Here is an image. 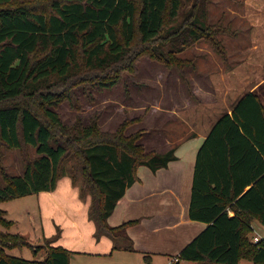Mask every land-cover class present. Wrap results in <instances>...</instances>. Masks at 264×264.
<instances>
[{
  "label": "trees",
  "instance_id": "obj_1",
  "mask_svg": "<svg viewBox=\"0 0 264 264\" xmlns=\"http://www.w3.org/2000/svg\"><path fill=\"white\" fill-rule=\"evenodd\" d=\"M28 1L0 0V145L30 146L38 157L26 162L22 175H9L0 166L5 180L0 204L54 191L66 161L73 160L68 176L75 186L82 178L81 198L91 195L95 236L109 237L115 249L134 251L127 229L139 221L113 227L108 219L138 181V168H166L177 160L176 147L146 153L139 144L142 134L124 136L132 123L113 134L96 125L69 128L53 107L74 100L63 86L111 89L123 73H134L143 57L185 78L184 70L195 61L181 53L206 42L226 58L219 36L229 28L211 24V0H51L48 14ZM189 217L207 227L184 247L179 261L264 264V239L255 243L250 237L254 222L264 227V103L258 94L244 96L200 148ZM13 224L0 209V226ZM23 247H30L24 236L0 230V264H69L73 255L51 247L45 260L35 261L7 252Z\"/></svg>",
  "mask_w": 264,
  "mask_h": 264
},
{
  "label": "crops",
  "instance_id": "obj_2",
  "mask_svg": "<svg viewBox=\"0 0 264 264\" xmlns=\"http://www.w3.org/2000/svg\"><path fill=\"white\" fill-rule=\"evenodd\" d=\"M170 72L154 78L155 85L146 88L152 95H139V105L133 104L136 123L130 134H142L139 143L146 153L164 154L176 147L177 160L157 172L140 166L138 181L126 189L108 219L113 227L139 221L127 229L134 251L115 249L107 236L96 238V224L88 217L91 195L83 201L70 177L59 180L54 191L36 194L47 222L46 238L56 235L60 224L61 237L51 246L71 251L69 264H178L174 260L184 247L207 227L189 217L199 150L214 125L232 114L244 96L256 93L264 103V79L244 89L240 83H249L248 77L239 80L233 71L203 70L198 63L196 68V62L185 78ZM259 225L253 226L255 231Z\"/></svg>",
  "mask_w": 264,
  "mask_h": 264
},
{
  "label": "rangeland",
  "instance_id": "obj_3",
  "mask_svg": "<svg viewBox=\"0 0 264 264\" xmlns=\"http://www.w3.org/2000/svg\"><path fill=\"white\" fill-rule=\"evenodd\" d=\"M28 2L34 9L43 10L47 14L51 12V0H29ZM209 18L211 24L221 22L223 27L229 28V31L219 36V40H222L225 46L226 58L218 54L206 42H198L188 48L181 53V58L194 60L196 68L198 63L203 70L213 68L216 71L219 69L233 71L234 77L239 80L241 77H248L249 83H240L244 89L264 79V0H211ZM136 65L134 73L130 71L123 73L120 82L111 89L99 90L82 83L76 84V82L63 86L71 92L74 99L72 101L64 99L59 105L53 107L63 125L69 128L75 126L86 128L96 125L101 133L109 134L118 131L124 123L127 125L132 123V126L136 123L131 113L133 104L139 105V95L143 97L147 94L152 95V91L146 88L155 85L153 79L162 76L164 70L168 75L170 71H172L170 73L181 75L180 71L168 69L147 57L141 58ZM186 69L185 74H187ZM131 126L124 131V136L140 133L130 134ZM37 157L36 149L30 146L11 149L0 145V166L5 168L9 175H22L26 169V162ZM74 164L73 160L66 161L64 177L69 175ZM4 184L5 180L0 172V186L4 187ZM82 185L83 180L79 177L76 183L79 193ZM81 199L84 201L86 198ZM0 209L5 210L7 218L14 222L9 229L0 226V230L13 235L20 234L30 244V247L7 250L8 254L26 260H45L51 245L61 237V226L59 224L57 227L56 235L46 238L45 233L48 234V231L44 229V226L47 222L42 218L36 194L5 201L0 204ZM255 224L256 222L253 226ZM256 231L260 235L256 234ZM256 231L254 230L250 235L252 241L256 236L264 239V227L259 225ZM34 249L39 250L37 255L33 252ZM187 264H193V262Z\"/></svg>",
  "mask_w": 264,
  "mask_h": 264
},
{
  "label": "built area",
  "instance_id": "obj_4",
  "mask_svg": "<svg viewBox=\"0 0 264 264\" xmlns=\"http://www.w3.org/2000/svg\"><path fill=\"white\" fill-rule=\"evenodd\" d=\"M260 240H261L260 237H258V236L254 237V242H255V243H258ZM178 261H179L178 258H176V259L174 260L175 263H177Z\"/></svg>",
  "mask_w": 264,
  "mask_h": 264
}]
</instances>
